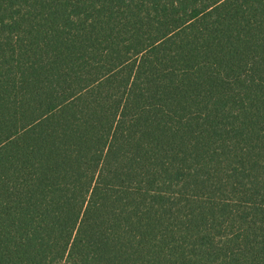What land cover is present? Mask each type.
Returning a JSON list of instances; mask_svg holds the SVG:
<instances>
[{
    "label": "trees",
    "instance_id": "obj_1",
    "mask_svg": "<svg viewBox=\"0 0 264 264\" xmlns=\"http://www.w3.org/2000/svg\"><path fill=\"white\" fill-rule=\"evenodd\" d=\"M0 264H264V0H0Z\"/></svg>",
    "mask_w": 264,
    "mask_h": 264
}]
</instances>
